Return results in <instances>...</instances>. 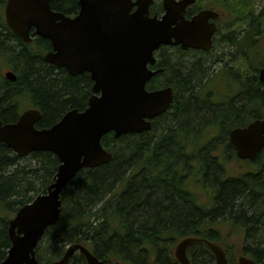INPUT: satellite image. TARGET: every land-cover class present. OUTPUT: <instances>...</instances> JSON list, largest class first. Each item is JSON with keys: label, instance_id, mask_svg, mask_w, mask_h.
I'll list each match as a JSON object with an SVG mask.
<instances>
[{"label": "trees", "instance_id": "1", "mask_svg": "<svg viewBox=\"0 0 264 264\" xmlns=\"http://www.w3.org/2000/svg\"><path fill=\"white\" fill-rule=\"evenodd\" d=\"M5 1L0 0V10ZM217 1L220 13L233 19L228 41L238 55L231 65L237 68L224 64L205 76L201 60L184 64L160 51L157 65L164 71L147 88L170 85V108L153 119L150 131L102 136L112 157L81 169L67 184L60 217L36 248L38 260L60 259L66 245L79 243L103 264H179L173 255L175 242L195 236L222 244L231 264H237V250L264 264V147L254 161H242L228 137L233 127L264 118V81L257 77L264 68V8L257 11L254 0ZM50 4L68 14L76 0ZM2 19L0 12V49L18 60V76L14 82L0 76V117L15 121L17 109L33 103L42 111L37 126L49 127L67 109L82 107L87 78L44 60L48 39L39 37L36 46L25 43ZM27 157L0 142V260L10 246L7 211L30 201L31 192H44L58 164L49 151ZM224 221L233 224L231 230L210 227ZM233 235L238 241L242 236L243 242L234 243ZM187 254L190 264H215L202 240L191 242ZM66 264L87 262L77 251Z\"/></svg>", "mask_w": 264, "mask_h": 264}, {"label": "water", "instance_id": "2", "mask_svg": "<svg viewBox=\"0 0 264 264\" xmlns=\"http://www.w3.org/2000/svg\"><path fill=\"white\" fill-rule=\"evenodd\" d=\"M153 0H78L79 13L71 18L50 7V0H6L7 26L24 42H29V30L48 38L55 51L44 59L70 69L69 50L79 69H88L94 79L88 106L67 111L49 127L37 129L34 123L41 117L37 109L24 111L16 122L0 119V142L18 156L33 151H49L58 157L59 165L46 193L38 194L16 211L8 222L10 247L0 264H66L75 252H81L87 264H103L88 248L70 245L58 260L43 263L36 258L35 248L46 228L60 215L59 195L68 181L84 167L106 163L111 152L101 143V137L113 130L119 137L128 132L151 129V118L166 111L172 100L171 86L148 90L146 83L162 68L150 69L155 62L154 51L162 44H182V49L212 47L219 12L203 9L185 17L186 8L195 0H164L161 17L149 15ZM136 5L135 10L131 11ZM87 39V47L81 42ZM14 80L12 71L5 73ZM264 81V68L259 70ZM230 143L239 159L251 160L264 147V118H255L244 127L228 132ZM195 237H184L174 247L180 264H190L186 249ZM216 264H230L223 247L206 241ZM238 264H258L240 254Z\"/></svg>", "mask_w": 264, "mask_h": 264}, {"label": "flooded vegetation", "instance_id": "3", "mask_svg": "<svg viewBox=\"0 0 264 264\" xmlns=\"http://www.w3.org/2000/svg\"><path fill=\"white\" fill-rule=\"evenodd\" d=\"M163 1L164 0H153L152 1V4L150 5V12L151 13H153V14H157V15H161L162 14V12H163ZM178 1H180V0H178ZM135 7H133L132 8V10L134 9ZM205 8H210V9H213V10H220L218 7H216V5H215V2H214V0H195V1H193V2H191V4L187 7V9H186V11H185V17L186 18H190L191 16H193V15H195V14H197V13H199L200 11H202L203 9H205ZM4 9H5V3H4V5H3V7H1V10H0V12H1V14L3 15V19H2V23H3V25L9 30V31H11L12 33H14L8 26H7V24H6V21H5V17H4ZM55 10V9H54ZM79 12V5H78V3H77V0H76V7L75 8H73V10L71 11V12H69L68 13V15L69 16H75L77 13ZM67 14V13H66ZM223 18V15H222V13H220L219 12V16L218 17H216V19H215V22H217V26H219L220 25V19H222ZM211 20V19H210ZM0 22H1V20H0ZM34 31H35V28L34 27H31L30 28V30H29V34H30V36H31V41L28 43V44H31V45H34V46H36L35 45V40H37L39 37H41V36H39V35H34ZM15 34V33H14ZM15 35H17V34H15ZM18 36V35H17ZM22 41H23V39H22V37H20V36H18ZM41 38H44V37H41ZM214 38H215V35H214V37L212 38V40H214ZM45 39H47V38H45ZM228 39V38H227ZM24 42V41H23ZM50 42V41H49ZM213 42V41H212ZM53 49H52V46H51V44H50V47H49V49H47L46 51H44V53L42 54V56H43V58H44V55H45V53L46 52H49V51H52ZM188 50V49H187ZM201 51H203V50H201V49H199V48H195V55H198V54H200V55H205V54H202V53H200ZM179 52H180V58L182 59V44L181 45H179ZM15 55V54H14ZM197 59H199V57H196ZM45 60V59H44ZM200 60V59H199ZM17 59L15 58V56H13V54H10V52L9 51H6V50H4V49H0V76L2 77V78H5V79H7L8 81H11V82H14L15 80H16V77L18 76V74H17V69H16V67H17ZM52 64V63H51ZM55 66V65H54ZM55 67H62V66H55ZM68 74H70V75H73V76H76V75H78V76H81V77H86L87 78V80H88V87H89V90H88V93H87V95H86V99H85V103H84V105L82 106V107H80V108H78V107H73V108H77L78 110H82L85 106H87V102H88V98H89V96H90V94L92 93V86H93V84H94V81H93V79H92V77H91V73H90V71L88 70V69H84V71H82V72H76V73H72V72H70L68 69H66L65 67H62ZM73 68V70H75L76 68H74V66L72 67ZM262 68V67H261ZM260 69V68H259ZM8 71H12V72H14V74H15V79L14 80H10L9 78H7L6 77V75H5V73L6 72H8ZM257 77H258V73H257ZM259 78V77H258ZM25 94H23V96H24ZM22 96V97H23ZM30 108H36V109H38L39 111H40V113H41V116H42V111H41V109L38 107V106H35L33 103H30V106H27L26 105V107L24 106V107H19L18 109H17V117H16V120L18 119V117H19V115H20V113L23 111V110H25V109H30ZM70 109V108H69ZM69 109H67V110H69ZM66 110V111H67ZM63 115V114H62ZM61 115V116H62ZM1 118V117H0ZM41 118V117H40ZM2 119V118H1ZM15 120V121H16ZM2 121H3V123H11V122H14V121H4L3 119H2ZM39 121V120H38ZM38 121H36L35 122V124H36V127H38L37 126V123H38ZM231 225H233V224H231ZM259 263V262H258ZM259 264H262V262L261 263H259Z\"/></svg>", "mask_w": 264, "mask_h": 264}, {"label": "rangeland", "instance_id": "4", "mask_svg": "<svg viewBox=\"0 0 264 264\" xmlns=\"http://www.w3.org/2000/svg\"><path fill=\"white\" fill-rule=\"evenodd\" d=\"M216 0H214L215 2ZM215 5L216 7L219 6V2H215ZM254 7L257 11H260L262 10V8H264V0H254ZM219 8V7H218ZM220 25H219V33L216 37V43L214 45V49L212 50V52L210 54H207V55H194L193 53H182V63L184 64H189L190 63H193V61H195L197 58L196 57H199V59L201 60V62L203 63V68H204V71H205V76L207 74L208 75H213L215 73L218 72V70L221 68L222 65L224 64H227V66H230L232 67V69H236L237 67H233L231 66L234 61L233 59L238 55H233V52H234V49L235 47L231 45V43H229V39L228 38V35L232 34V24L230 23L231 20H233L231 18V16H223L222 19H220ZM264 42V41H263ZM165 55H168L170 58H172V60H175L177 62H180V53L177 52L176 48L174 47H167V48H164L163 51H162ZM217 57H221L222 59L221 60H218V61H213L211 63L212 60H215V58L217 59ZM239 59V58H238ZM238 62V60L236 61ZM245 65V64H243ZM242 71L244 70V68L241 69ZM28 156V155H27ZM27 156H24L26 159L24 160H27L28 157ZM30 158V157H29ZM24 162V161H23ZM22 164V163H20ZM39 193H42V192H31L30 195L33 197V196H36L37 194ZM15 211L13 212H10V211H7V215L10 217H12L14 215ZM221 229L224 231L226 230H231L232 229V225H229V223H226L224 221V224H221ZM242 233V232H241ZM243 234V233H242ZM233 237H235V240L233 239L234 243L235 242H238V243H242L243 241V237L241 236L240 239L241 241H238L236 240L237 238V235H233ZM239 239V238H238ZM232 241V240H228V243ZM68 245L65 246V248H67ZM46 254V253H44ZM236 257L235 255V252L233 253V258Z\"/></svg>", "mask_w": 264, "mask_h": 264}, {"label": "bare ground", "instance_id": "5", "mask_svg": "<svg viewBox=\"0 0 264 264\" xmlns=\"http://www.w3.org/2000/svg\"><path fill=\"white\" fill-rule=\"evenodd\" d=\"M260 69H261V68H260ZM260 69H259V70H260ZM259 70H258V77H259ZM259 79H260V77H259ZM260 80H261V79H260ZM261 81H263V80H261ZM254 120H255V119H254ZM252 121H253V120H252ZM248 123H249V122H248ZM248 123H246V124H248ZM246 124H245V125H246ZM245 125H244V126H245ZM244 126H237V127H244Z\"/></svg>", "mask_w": 264, "mask_h": 264}]
</instances>
